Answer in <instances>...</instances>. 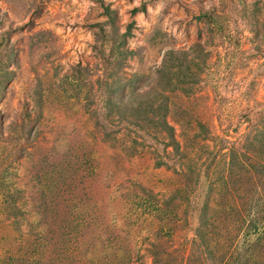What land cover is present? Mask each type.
<instances>
[{"label":"rangeland","instance_id":"1","mask_svg":"<svg viewBox=\"0 0 264 264\" xmlns=\"http://www.w3.org/2000/svg\"><path fill=\"white\" fill-rule=\"evenodd\" d=\"M0 264H264V0H0Z\"/></svg>","mask_w":264,"mask_h":264}]
</instances>
